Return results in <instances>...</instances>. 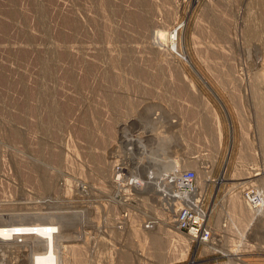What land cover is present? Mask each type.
<instances>
[{
  "label": "rangeland",
  "instance_id": "374dc122",
  "mask_svg": "<svg viewBox=\"0 0 264 264\" xmlns=\"http://www.w3.org/2000/svg\"><path fill=\"white\" fill-rule=\"evenodd\" d=\"M262 177L264 0H0V264H264Z\"/></svg>",
  "mask_w": 264,
  "mask_h": 264
},
{
  "label": "built area",
  "instance_id": "2783aa9c",
  "mask_svg": "<svg viewBox=\"0 0 264 264\" xmlns=\"http://www.w3.org/2000/svg\"><path fill=\"white\" fill-rule=\"evenodd\" d=\"M180 172V173H179ZM167 188L172 189V194L168 195L166 198V206L173 205V201L177 200V205L185 204V209H175L174 211V220L172 223L175 225V228L178 230H188L187 236L188 239L193 241H201L206 242L211 239L210 231L208 227H206L205 216L201 211L199 205L193 201L192 194L196 187L197 175L193 170L187 171H175L167 176ZM119 181V176H117L114 180L117 185ZM129 190H142L143 183L136 180H131L128 183ZM143 192H140L142 194ZM164 194V192H163ZM162 195V194H161ZM163 196V195H162ZM255 197V196H254ZM256 199V197H255ZM250 200V199H249ZM252 200H250L251 202ZM194 202L195 204H193ZM252 205H255L252 201ZM198 205V206H197ZM176 207V206H175ZM166 210V208L164 207ZM169 213L173 211V209H167ZM156 224L155 220H149L143 224L145 229H152ZM17 231V230H16ZM18 232V231H17Z\"/></svg>",
  "mask_w": 264,
  "mask_h": 264
},
{
  "label": "bare ground",
  "instance_id": "6f19581e",
  "mask_svg": "<svg viewBox=\"0 0 264 264\" xmlns=\"http://www.w3.org/2000/svg\"><path fill=\"white\" fill-rule=\"evenodd\" d=\"M259 101V100H258ZM260 103V102H259ZM199 119V118H198ZM204 129V128H203ZM212 129V128H211ZM130 130V129H129ZM143 167V166H142ZM150 167V166H149ZM146 170H148V169H146ZM145 170V168H144V171H146ZM140 172V171H139ZM143 172V171H142ZM146 172H148V171H146ZM144 173V172H143ZM255 175V174H254ZM168 176V175H167ZM262 182H263V184H264V179H263V177H262ZM261 182V183H262ZM233 201V200H232ZM233 203V202H232ZM235 203V202H234ZM234 206V205H233ZM234 208V207H233ZM237 210H239V209H237ZM236 210V211H237ZM251 210V209H250ZM249 210V211H250ZM255 210H256V208H255ZM233 212V211H232ZM231 212V213H232ZM241 212V211H240ZM257 212V211H256ZM256 212H254V210H253V212L252 213H256ZM249 213V212H248ZM251 213V212H250ZM234 214V213H233ZM236 215H237V213H236ZM238 215H240V214H238ZM243 216V215H242ZM242 216H241V218H242ZM246 219V218H245ZM244 219V217H243V219L242 220H245ZM247 225V224H246ZM13 236V233H12V231L10 230V229H8V228H6V227H0V244H6L7 242H8V240L10 239V237H12ZM152 241H151V243H152V245L154 246V247H156L155 249H156V251L159 249V245H161V243L164 241V242H166V240H164L165 239V237H162L161 238V240L159 239V237H157L155 234H152ZM163 240V241H162ZM177 241V240H176ZM174 242V241H173ZM186 242V241H185ZM168 243H169V241H168ZM165 244V243H164ZM157 247H158V249H157ZM164 247V246H163ZM161 248V249H164V248ZM157 252H159V251H157Z\"/></svg>",
  "mask_w": 264,
  "mask_h": 264
}]
</instances>
